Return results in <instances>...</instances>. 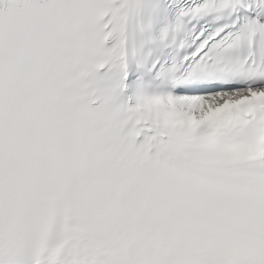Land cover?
<instances>
[{
  "label": "snow or ice",
  "instance_id": "1",
  "mask_svg": "<svg viewBox=\"0 0 264 264\" xmlns=\"http://www.w3.org/2000/svg\"><path fill=\"white\" fill-rule=\"evenodd\" d=\"M0 264H264V0H0Z\"/></svg>",
  "mask_w": 264,
  "mask_h": 264
}]
</instances>
